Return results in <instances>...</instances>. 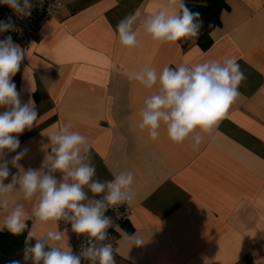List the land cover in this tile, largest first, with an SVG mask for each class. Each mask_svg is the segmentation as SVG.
<instances>
[{
	"label": "crops",
	"instance_id": "obj_1",
	"mask_svg": "<svg viewBox=\"0 0 264 264\" xmlns=\"http://www.w3.org/2000/svg\"><path fill=\"white\" fill-rule=\"evenodd\" d=\"M59 1L61 8L40 25L12 77L21 104L33 100L29 106L38 118L19 134L17 149L0 150V164L6 162L10 173L3 183L29 169L72 182L65 172L52 170L50 152L51 135L71 122L69 131L88 139L79 155L95 167L93 181H111L122 171L134 174L132 211L116 228L115 264H264V0H226L206 49L196 38L183 47L178 41H153L146 32L152 14L175 10L170 0ZM137 11L131 30L138 46L128 49L115 27ZM225 57L237 59L246 79L210 135L196 130L174 143L163 124L156 140L139 129L144 100L160 89L158 83L147 88L130 80V73L145 65L159 73L165 66ZM9 107L0 106V112ZM197 136L204 139L194 148ZM20 152L21 159L13 161ZM83 191L86 203L106 201L107 188L100 194L90 186ZM5 202L0 224L21 205L35 239L67 249L70 230L33 215L39 192L26 200L17 183L0 193V205ZM48 231L63 232V240L48 242ZM93 261L99 264L98 258Z\"/></svg>",
	"mask_w": 264,
	"mask_h": 264
},
{
	"label": "clouds",
	"instance_id": "obj_2",
	"mask_svg": "<svg viewBox=\"0 0 264 264\" xmlns=\"http://www.w3.org/2000/svg\"><path fill=\"white\" fill-rule=\"evenodd\" d=\"M170 3L175 6V10L161 9L145 21L146 32L152 40L175 43L197 37L203 22L194 21L200 14L191 12L184 0H170ZM0 4L8 5L17 16H30V9L33 7L29 0H0ZM137 15L138 11L130 13L115 27L120 43L128 49L138 46L136 33L131 30ZM14 26V21L9 17L0 21V32L9 31ZM23 58V50L13 43L11 36L0 40V106L10 105L0 112V150L17 149L20 144L19 134L31 129L38 118L35 107L29 106L35 102L30 100L22 105L16 85L12 82ZM129 79L138 81L147 88L159 84V92L144 100L139 129L147 130L149 137L156 140L160 135L158 129L163 124L171 141L182 143L196 130L210 135L218 127L231 105L241 95L239 87L246 76L235 57H225L222 62L209 60L191 66H165L159 73L155 68L145 65L140 71L130 73ZM70 127L71 122H68L50 137L54 145L52 151L55 153L51 168L65 172L72 182H58L51 174L41 176L38 171L29 169L19 178L13 176L11 183L5 185L3 181L10 174L5 162L0 164V193L11 191L17 183L26 200L39 192V203L33 209V215L39 222L66 218L72 221L73 232L103 241L107 236L106 230L111 225L110 218L104 216L107 205L100 200L83 203L87 199L83 187L90 186L91 191L96 194L103 193L107 188L104 200L108 205L131 202L135 197L132 188L134 174L122 171L111 181H93L95 167L84 163L85 158L79 155V146L86 144L88 139L79 132L69 131ZM203 139L197 136L194 148H198ZM2 154L0 151V155ZM23 155L24 152L18 153L13 161H18ZM0 206L7 207V203ZM26 219L23 206L17 205L0 224V230L6 228L11 234L19 235L27 227ZM33 236L34 233L30 231L25 241V260L31 258L33 264H41V261L42 264H81L80 256L74 255L70 250L56 246L45 250V242L39 237L34 246H28V241ZM46 237L48 242H60L64 233L48 231ZM134 244L141 245L142 239H135ZM89 245L82 253L83 256L92 260L98 258L99 264H115L111 245L97 247L91 240ZM11 264L20 262L12 261Z\"/></svg>",
	"mask_w": 264,
	"mask_h": 264
},
{
	"label": "built area",
	"instance_id": "obj_3",
	"mask_svg": "<svg viewBox=\"0 0 264 264\" xmlns=\"http://www.w3.org/2000/svg\"><path fill=\"white\" fill-rule=\"evenodd\" d=\"M29 2L33 5L30 9V16H17L8 5L0 4V21L7 20L11 17L15 25L14 28L9 31L0 32V40H4L5 36H11L13 39L17 40L22 50L30 47L34 43L40 25L58 12L61 8L58 4L62 5L59 0H29ZM53 147L54 146H51L50 152L55 155L52 151ZM104 203L107 205L104 216L110 218L111 225L106 230L107 236L103 241L90 238L87 234H77L73 232L71 228L72 221L69 219L62 218L58 221L55 220L58 227H66L70 230L71 235L68 240L67 249L74 255L80 256L81 264H97L92 259L82 255L85 248L90 246V240L92 243H99L100 246L106 244L111 245L114 251L117 240L116 228L124 223L131 214V202L116 205H108L107 201ZM67 211L68 210H66V212ZM69 215H71L70 212Z\"/></svg>",
	"mask_w": 264,
	"mask_h": 264
},
{
	"label": "trees",
	"instance_id": "obj_4",
	"mask_svg": "<svg viewBox=\"0 0 264 264\" xmlns=\"http://www.w3.org/2000/svg\"><path fill=\"white\" fill-rule=\"evenodd\" d=\"M184 3L191 12L200 14L194 22L202 21L203 23L197 37L183 39L178 41L179 44L184 47L196 38V42L202 49L208 48L212 43L210 33L220 23V13L227 7L226 0H184ZM26 225L25 230L19 235H13L6 229L0 230V264H11L12 261L33 264L31 258L24 259L25 241L29 233L28 222ZM35 243L36 239L33 237L28 241V246H34ZM45 250H50V247L45 245Z\"/></svg>",
	"mask_w": 264,
	"mask_h": 264
}]
</instances>
